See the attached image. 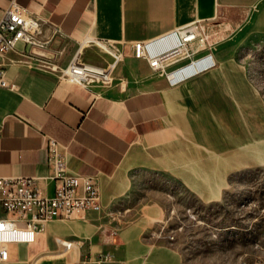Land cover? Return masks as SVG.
<instances>
[{"label": "crops", "instance_id": "crops-1", "mask_svg": "<svg viewBox=\"0 0 264 264\" xmlns=\"http://www.w3.org/2000/svg\"><path fill=\"white\" fill-rule=\"evenodd\" d=\"M12 4L38 18L45 35L59 34L63 50L73 49L70 58L86 38L113 40L131 51L135 41L155 39L195 20L210 27L229 25L234 32L264 33V0H0V17ZM43 50L19 44L0 57L15 85L0 88V175L45 177L46 141L52 137L62 145L67 173L93 179L102 209L83 220L46 223L30 248L12 245L10 260L0 264H25L47 245L67 251L56 238L82 240L84 246L74 250H84V257L111 253L125 264H168L142 240L143 227H117L116 217L104 223L103 209L127 193L132 170L166 172L207 201L220 197L228 170L237 168L240 159L244 167L254 162L253 152L226 151L232 142L225 137L238 135L235 122L249 102L240 97L249 87L239 67L216 50L215 67L200 75L176 85L165 81L138 88L147 74L136 76L126 59L114 86L103 89L60 80L32 56L36 51L47 55ZM96 53L102 60L85 51L81 59L85 54L83 61L104 65L107 58ZM39 186L51 196L55 183L43 180Z\"/></svg>", "mask_w": 264, "mask_h": 264}, {"label": "rangeland", "instance_id": "rangeland-1", "mask_svg": "<svg viewBox=\"0 0 264 264\" xmlns=\"http://www.w3.org/2000/svg\"><path fill=\"white\" fill-rule=\"evenodd\" d=\"M210 26L206 25V33L210 35L213 53L222 50L227 54L225 60L239 67L240 77L249 87L244 93L240 91V97L249 102L240 107L239 122H235L238 135L225 137L232 142L226 151L240 155L253 152L254 162L244 167L240 159L237 168L228 170L220 197L207 201L197 198L166 172L132 170L127 193L111 199L102 218L105 223L116 217L113 222L117 227H143L142 240L156 247L168 264H264V163L260 162L264 151V33L234 32L235 27H219L217 23ZM40 40L45 44L36 50L44 49L48 54L32 53L39 64L65 67L73 49L63 50L61 45L65 43L56 32L49 37L41 29ZM115 48L123 53V58L112 71V82L103 89L114 86L116 72L126 59L130 61L128 69L136 76L147 74L138 88H155L166 81L146 61L134 60L129 49L120 48L118 43ZM84 51L102 60L98 51L108 59L105 63L111 58L95 47ZM126 83L121 81L123 86ZM83 252H63L47 245L25 264H76L85 258Z\"/></svg>", "mask_w": 264, "mask_h": 264}, {"label": "built area", "instance_id": "built-area-1", "mask_svg": "<svg viewBox=\"0 0 264 264\" xmlns=\"http://www.w3.org/2000/svg\"><path fill=\"white\" fill-rule=\"evenodd\" d=\"M41 22L12 4L0 17V57L16 50L19 44L31 51L43 48L40 40ZM210 35L201 20L192 21L149 41H135L131 55L144 60L148 66L164 75L169 85L200 75L215 67ZM115 41L86 38L79 44L65 67L50 65L48 69L62 81L82 87L109 85L112 71L123 58L115 48ZM95 47L107 54L109 63L96 65L81 59L85 48ZM114 53H110L107 48ZM35 53V52H33ZM110 64H112L110 66ZM0 88L15 89L8 81L6 68L0 64ZM61 143L48 137L46 141L48 174L36 176L0 175V263L10 260V247L16 244H34L39 229L50 221L83 220L88 212L98 213L102 209L101 197L95 182L90 177L70 175L61 151ZM43 180L53 181L55 188L51 196L40 189ZM112 235L116 231L111 232ZM59 247L67 250L83 245L82 240L68 241L56 238ZM77 264H125L115 261L111 253H88Z\"/></svg>", "mask_w": 264, "mask_h": 264}, {"label": "bare ground", "instance_id": "bare-ground-1", "mask_svg": "<svg viewBox=\"0 0 264 264\" xmlns=\"http://www.w3.org/2000/svg\"><path fill=\"white\" fill-rule=\"evenodd\" d=\"M83 44H84V41H83ZM79 48V50H81V48H82V46L81 47H78ZM105 48H107L108 49V51L110 52V53H114L112 50H110L108 47H105ZM110 62V61H109ZM109 62H107V63H109ZM112 64H110V66H111ZM55 242H57V241H55ZM65 250H67L66 248H64Z\"/></svg>", "mask_w": 264, "mask_h": 264}]
</instances>
